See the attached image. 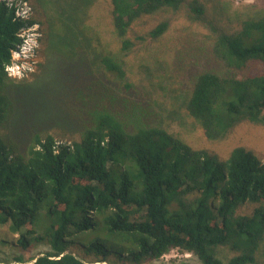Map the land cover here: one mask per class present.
I'll list each match as a JSON object with an SVG mask.
<instances>
[{"label":"trees","instance_id":"obj_1","mask_svg":"<svg viewBox=\"0 0 264 264\" xmlns=\"http://www.w3.org/2000/svg\"><path fill=\"white\" fill-rule=\"evenodd\" d=\"M67 3L55 34L66 47L32 80L8 75L28 21L0 3V225L17 236L15 260L46 246L32 264H161L173 249L199 264H264V161L233 143L240 128L264 130V11L230 28L200 0ZM182 14L208 33L190 41ZM140 61L163 96L192 77L195 140L105 79L131 87Z\"/></svg>","mask_w":264,"mask_h":264},{"label":"rangeland","instance_id":"obj_2","mask_svg":"<svg viewBox=\"0 0 264 264\" xmlns=\"http://www.w3.org/2000/svg\"><path fill=\"white\" fill-rule=\"evenodd\" d=\"M8 6L17 7V16L27 20V26L21 30V42L16 52L13 53L12 64L7 68L8 75L16 80L33 79V74L40 72V63H44L46 56L50 54H58L60 47H66L64 43L61 44L58 38L55 37L57 31L61 30L59 24L68 19L65 15L67 10V2L70 0H58L57 5H54L52 0H41L47 3L46 8L41 5L39 0H1ZM74 3V0H71ZM210 11L211 18L209 20L220 22L230 21V28L240 24L241 16L256 15L264 11V0H200ZM67 3V4H66ZM64 9H66L64 11ZM53 17L50 20V15ZM233 13V14H232ZM30 21L35 23L30 24ZM53 21V22H52ZM196 19L191 16L182 14L177 22L180 29L187 31L191 37L196 40L201 38L199 33H208V30L202 24L195 23ZM226 24V23H225ZM52 27L55 32L52 31ZM60 33V32H59ZM58 34V33H57ZM70 35V31L66 32ZM60 37V36H59ZM80 46V44H77ZM169 64V66H168ZM168 64L164 66L167 73L172 75L173 71V57L169 55ZM143 65L148 66L147 63L134 62L133 68L129 72L130 76L128 83L131 87L126 88L123 84L109 78H105L109 84L116 90L121 98L128 99L145 106L154 108L161 113L163 125L171 131L179 132L183 136H187L195 140L196 134L193 130V124L190 121L189 115L185 109V101L188 93L192 87L191 76L183 74L179 79L170 81L171 91L177 94H168V96L161 95L158 90L149 83V76L145 71L140 70ZM144 67V66H143ZM125 84V83H124ZM170 91V92H171ZM60 141H69V136L58 137ZM236 145H242L252 150L264 161V130L255 129L253 127L245 126L239 129L237 137L233 140ZM214 146L219 152L224 155L232 145L228 144ZM17 236L9 233L6 226L0 225V263L1 264H32L34 260L28 258H38L43 255L48 248L46 246H34L28 252L24 253L26 261L23 263L17 262L15 257L19 255L16 246ZM172 259V258H171ZM193 264H199L198 260L192 255L187 258ZM171 261V260H170ZM163 260L161 264H178L184 260ZM108 264V263H96ZM155 264V263H153Z\"/></svg>","mask_w":264,"mask_h":264},{"label":"built area","instance_id":"obj_3","mask_svg":"<svg viewBox=\"0 0 264 264\" xmlns=\"http://www.w3.org/2000/svg\"><path fill=\"white\" fill-rule=\"evenodd\" d=\"M190 256H192L191 253H182L178 249H173L169 253L165 254L161 258V261H163V260H166V261H170L171 260V261H173V260H181V259L187 260V258H189Z\"/></svg>","mask_w":264,"mask_h":264},{"label":"bare ground","instance_id":"obj_4","mask_svg":"<svg viewBox=\"0 0 264 264\" xmlns=\"http://www.w3.org/2000/svg\"><path fill=\"white\" fill-rule=\"evenodd\" d=\"M1 1V0H0Z\"/></svg>","mask_w":264,"mask_h":264}]
</instances>
